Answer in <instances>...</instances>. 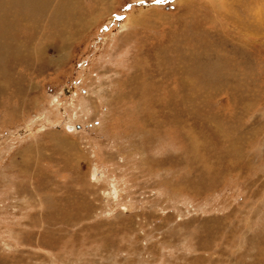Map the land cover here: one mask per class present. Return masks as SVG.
I'll return each mask as SVG.
<instances>
[{"label": "rangeland", "instance_id": "1", "mask_svg": "<svg viewBox=\"0 0 264 264\" xmlns=\"http://www.w3.org/2000/svg\"><path fill=\"white\" fill-rule=\"evenodd\" d=\"M0 264H264V0H0Z\"/></svg>", "mask_w": 264, "mask_h": 264}, {"label": "water", "instance_id": "2", "mask_svg": "<svg viewBox=\"0 0 264 264\" xmlns=\"http://www.w3.org/2000/svg\"><path fill=\"white\" fill-rule=\"evenodd\" d=\"M68 129H69V130H72L73 128H72V127H69Z\"/></svg>", "mask_w": 264, "mask_h": 264}]
</instances>
